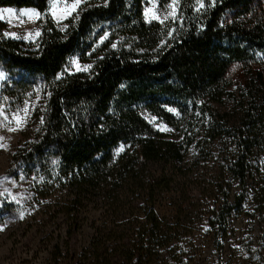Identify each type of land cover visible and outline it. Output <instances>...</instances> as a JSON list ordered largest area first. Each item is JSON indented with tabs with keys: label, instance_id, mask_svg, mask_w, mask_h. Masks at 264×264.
Masks as SVG:
<instances>
[{
	"label": "trees",
	"instance_id": "1",
	"mask_svg": "<svg viewBox=\"0 0 264 264\" xmlns=\"http://www.w3.org/2000/svg\"><path fill=\"white\" fill-rule=\"evenodd\" d=\"M48 2L0 0V7L43 12ZM143 2L88 0L61 22L41 19L34 41L0 35V69L9 75L1 95L20 105L34 88L43 93L33 137L16 148L12 162L23 165L26 174L57 178L73 191L76 205L90 190L131 185L147 190L140 169L148 162L182 159L192 138H168L143 111L173 128L189 124L195 111L208 120V141L232 137L237 152L229 172L242 188L248 158L259 143L263 126L253 114L240 128L229 124L227 114L214 112L211 103L230 94L227 72L232 64L264 58V0H204L198 9L193 0H179L178 18L170 25L146 22ZM74 55L90 63L89 69L61 75ZM168 106L181 116L167 111ZM243 199L241 192L234 204L224 206L219 222L239 209Z\"/></svg>",
	"mask_w": 264,
	"mask_h": 264
},
{
	"label": "rangeland",
	"instance_id": "2",
	"mask_svg": "<svg viewBox=\"0 0 264 264\" xmlns=\"http://www.w3.org/2000/svg\"><path fill=\"white\" fill-rule=\"evenodd\" d=\"M86 1L75 10L70 7L75 0H49L43 12L0 7V35L34 41L41 19L61 22ZM143 1L146 22L170 25L177 20L179 0ZM193 1L196 9L201 2L204 5V0ZM102 41L103 37L97 46ZM89 67L74 55L61 75ZM0 72L4 73L0 79V264H264L262 56L232 64L227 72L230 94L221 103H211L214 112L228 115L230 125L242 126L251 113L263 126L248 158L244 188L229 172L237 152L234 139L220 136L208 141V120L203 121L201 113L192 112L189 124L173 128L143 111L142 116L168 138L177 142L192 138L182 159L148 162L140 169L147 190L133 185L118 191L90 190L79 197L78 205L73 203V191L57 178L26 174L23 165L12 162L16 148L33 137L43 93L36 87L22 104L11 105L1 95L9 75ZM166 110L181 116L174 107ZM241 192L239 209L220 223L222 208L234 204ZM146 250L151 254L143 255Z\"/></svg>",
	"mask_w": 264,
	"mask_h": 264
},
{
	"label": "snow or ice",
	"instance_id": "3",
	"mask_svg": "<svg viewBox=\"0 0 264 264\" xmlns=\"http://www.w3.org/2000/svg\"><path fill=\"white\" fill-rule=\"evenodd\" d=\"M81 2H82V0H75V3L70 6L71 9L72 10H75ZM201 7H203V3L202 2H201ZM9 11H11V10H9ZM70 14H71V12H69V15ZM23 15H28V13H23ZM113 47H115V45H113ZM3 77H4V73L3 72H0V79H2Z\"/></svg>",
	"mask_w": 264,
	"mask_h": 264
}]
</instances>
